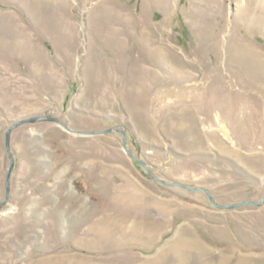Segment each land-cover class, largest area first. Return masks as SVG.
Instances as JSON below:
<instances>
[{
    "label": "rangeland",
    "instance_id": "1",
    "mask_svg": "<svg viewBox=\"0 0 264 264\" xmlns=\"http://www.w3.org/2000/svg\"><path fill=\"white\" fill-rule=\"evenodd\" d=\"M123 132L260 201L264 0H0V264H264V204Z\"/></svg>",
    "mask_w": 264,
    "mask_h": 264
},
{
    "label": "water",
    "instance_id": "2",
    "mask_svg": "<svg viewBox=\"0 0 264 264\" xmlns=\"http://www.w3.org/2000/svg\"><path fill=\"white\" fill-rule=\"evenodd\" d=\"M40 119H45V120H50V121H55V122H58L60 124H62L64 127H66L67 129L71 130V131H75V130H72L68 125L64 124L63 122H61L58 118L56 117H51V116H44V115H40V116H35V117H32V118H29V119H26V120H22V121H18L13 127H16L20 124H23V123H26V122H34V121H37V120H40ZM111 131V130H110ZM78 132V131H76ZM104 132H107V131H99L98 133H104ZM78 133H81L78 132ZM90 133H95V132H90ZM124 134V146H125V149L136 159L138 160V162H140L141 165H143L149 172V174L156 180L160 181L161 183L163 184H166L168 186H178V187H181V188H185V189H188V190H201V191H205L211 202L221 208V209H229V208H236V207H239V206H242V205H245V204H252V205H255V206H260L262 204H264V196L263 198L260 200V201H244V202H240V203H234V204H220L218 203L212 192L206 188V187H198V186H189L187 184H184L182 182H178V181H167V180H164L162 178H160L158 175L155 174V172L151 169V167L145 163L143 160L139 159L134 153H132L129 148H128V145H127V141H126V133L123 132ZM7 148H8V151H9V154H10V157L12 159V162H11V167H10V170H9V174H8V177H7V182H8V187H7V199L9 198V195H10V175H11V172L14 168V159H13V155H12V152H11V149H10V141H9V134H7Z\"/></svg>",
    "mask_w": 264,
    "mask_h": 264
}]
</instances>
